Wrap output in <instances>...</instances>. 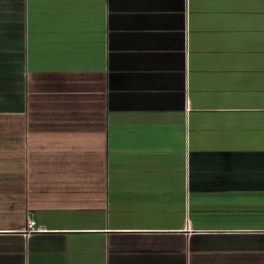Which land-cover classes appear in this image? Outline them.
<instances>
[{
    "label": "crops",
    "instance_id": "0c3cea01",
    "mask_svg": "<svg viewBox=\"0 0 264 264\" xmlns=\"http://www.w3.org/2000/svg\"><path fill=\"white\" fill-rule=\"evenodd\" d=\"M0 264H264V0H0Z\"/></svg>",
    "mask_w": 264,
    "mask_h": 264
},
{
    "label": "built area",
    "instance_id": "2783aa9c",
    "mask_svg": "<svg viewBox=\"0 0 264 264\" xmlns=\"http://www.w3.org/2000/svg\"><path fill=\"white\" fill-rule=\"evenodd\" d=\"M29 226L31 227V228H33L32 226H33V223L30 221L29 222Z\"/></svg>",
    "mask_w": 264,
    "mask_h": 264
}]
</instances>
